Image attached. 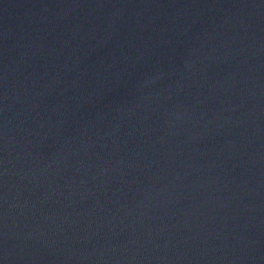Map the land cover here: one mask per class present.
Listing matches in <instances>:
<instances>
[{"label": "water", "instance_id": "obj_1", "mask_svg": "<svg viewBox=\"0 0 264 264\" xmlns=\"http://www.w3.org/2000/svg\"><path fill=\"white\" fill-rule=\"evenodd\" d=\"M0 264H264V0H0Z\"/></svg>", "mask_w": 264, "mask_h": 264}]
</instances>
